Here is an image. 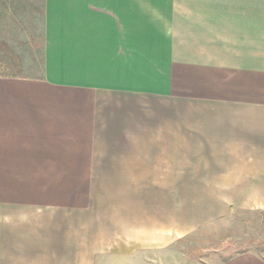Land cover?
I'll return each instance as SVG.
<instances>
[{"label": "crops", "instance_id": "1", "mask_svg": "<svg viewBox=\"0 0 264 264\" xmlns=\"http://www.w3.org/2000/svg\"><path fill=\"white\" fill-rule=\"evenodd\" d=\"M0 136V264H107L264 211V0H0Z\"/></svg>", "mask_w": 264, "mask_h": 264}, {"label": "rangeland", "instance_id": "2", "mask_svg": "<svg viewBox=\"0 0 264 264\" xmlns=\"http://www.w3.org/2000/svg\"><path fill=\"white\" fill-rule=\"evenodd\" d=\"M184 31V29H182ZM196 37V36H194ZM199 38H202L200 33ZM199 47L198 50H202ZM154 106L155 110H160ZM192 113L186 114L185 135H193L194 125L188 122ZM157 125V129H159ZM165 131V129H163ZM1 140V136H0ZM23 143V144H22ZM21 147L28 148L27 142H21ZM107 186L108 179L105 181ZM111 190V189H107ZM185 190L188 195L192 189H169L165 198L175 199ZM188 197V196H187ZM248 253L250 258L264 256V211L231 207L230 212L203 225L169 247L153 251H139L133 258L108 259L107 264H219L223 259H229L236 254Z\"/></svg>", "mask_w": 264, "mask_h": 264}]
</instances>
